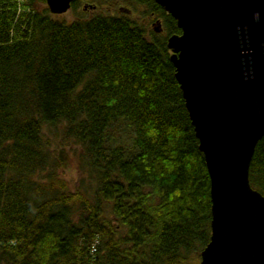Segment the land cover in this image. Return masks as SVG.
Returning <instances> with one entry per match:
<instances>
[{"label": "trees", "instance_id": "16d2710c", "mask_svg": "<svg viewBox=\"0 0 264 264\" xmlns=\"http://www.w3.org/2000/svg\"><path fill=\"white\" fill-rule=\"evenodd\" d=\"M39 3L0 0V264H197L208 175L165 44L174 18L154 0H72L71 18ZM44 124L79 149L75 185ZM247 177L264 196V135Z\"/></svg>", "mask_w": 264, "mask_h": 264}, {"label": "water", "instance_id": "95a60500", "mask_svg": "<svg viewBox=\"0 0 264 264\" xmlns=\"http://www.w3.org/2000/svg\"><path fill=\"white\" fill-rule=\"evenodd\" d=\"M71 1L44 0L57 15ZM154 2L180 30L165 44L208 175L210 233L197 264H264V196L247 177L264 135V0ZM149 26L162 29L158 18Z\"/></svg>", "mask_w": 264, "mask_h": 264}, {"label": "rangeland", "instance_id": "374dc122", "mask_svg": "<svg viewBox=\"0 0 264 264\" xmlns=\"http://www.w3.org/2000/svg\"><path fill=\"white\" fill-rule=\"evenodd\" d=\"M81 4H78V9L81 8ZM38 5H45L44 3H39ZM116 7H101V11L103 13H108V14H118V11L116 10ZM131 17L138 19L144 23H147L149 26L150 21L153 20L152 16H146L144 15V7L142 5H134L133 8L131 9ZM87 11V10H86ZM57 15V14H56ZM59 15H64L67 18H71L70 12L67 10L65 13L59 14ZM59 126H49L44 124L42 126V132H43V137L45 140L49 143L50 147L53 148H60L62 151L65 152V155L67 157V164L65 168H62L59 172L62 177H64L70 185H75L76 180L78 177L83 176L81 171H79L76 167V156L79 151V149L76 147V145L70 141H63L60 138L59 135Z\"/></svg>", "mask_w": 264, "mask_h": 264}, {"label": "built area", "instance_id": "2783aa9c", "mask_svg": "<svg viewBox=\"0 0 264 264\" xmlns=\"http://www.w3.org/2000/svg\"><path fill=\"white\" fill-rule=\"evenodd\" d=\"M94 244H95V241L93 242V245L91 246V249H90L91 251H93V249H94V247H93Z\"/></svg>", "mask_w": 264, "mask_h": 264}, {"label": "flooded vegetation", "instance_id": "af4514ba", "mask_svg": "<svg viewBox=\"0 0 264 264\" xmlns=\"http://www.w3.org/2000/svg\"><path fill=\"white\" fill-rule=\"evenodd\" d=\"M128 14H129V12H128ZM154 19V18H153ZM161 24V23H160ZM162 28V27H161ZM156 33H162V29H161V31L160 32H156Z\"/></svg>", "mask_w": 264, "mask_h": 264}, {"label": "bare ground", "instance_id": "6f19581e", "mask_svg": "<svg viewBox=\"0 0 264 264\" xmlns=\"http://www.w3.org/2000/svg\"><path fill=\"white\" fill-rule=\"evenodd\" d=\"M93 245V244H92ZM96 245H97V243H96ZM99 245V244H98ZM96 253V252H95ZM94 255V254H93ZM94 259V258H93ZM93 262V261H92ZM94 262H95V260H94Z\"/></svg>", "mask_w": 264, "mask_h": 264}]
</instances>
